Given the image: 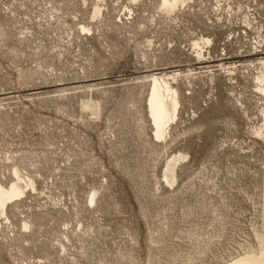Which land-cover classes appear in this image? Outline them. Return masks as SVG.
<instances>
[{
	"label": "rangeland",
	"instance_id": "374dc122",
	"mask_svg": "<svg viewBox=\"0 0 264 264\" xmlns=\"http://www.w3.org/2000/svg\"><path fill=\"white\" fill-rule=\"evenodd\" d=\"M135 1L0 0V182L34 181L0 264H226L264 241V0ZM151 74L177 77L161 138Z\"/></svg>",
	"mask_w": 264,
	"mask_h": 264
},
{
	"label": "bare ground",
	"instance_id": "6f19581e",
	"mask_svg": "<svg viewBox=\"0 0 264 264\" xmlns=\"http://www.w3.org/2000/svg\"><path fill=\"white\" fill-rule=\"evenodd\" d=\"M132 1V0H131ZM134 1V0H133ZM138 1V0H136ZM135 1V2H136ZM193 0H160V9L163 10L166 14L172 15L179 6H186L189 3H192ZM218 7L216 10H220L221 4L217 0ZM240 9V8H239ZM102 14V8L99 4H95L92 8L91 17L98 18ZM251 13L246 11L243 14V23L247 26V28L251 27L253 19H251ZM217 21L220 18L216 19ZM253 28V26L251 27ZM82 29L86 32L91 31L88 26H82ZM255 29H259L257 31L258 38L262 37L260 32L263 29V24L259 25ZM193 41V40H192ZM151 44V41H148ZM211 39L209 37L200 36L195 41H193V47L195 49L196 57L201 59L205 56V49L210 46ZM258 44H261L262 41H257ZM256 47H261L260 45H256ZM262 47H264L262 45ZM257 49V48H255ZM253 54H264V48L259 49L258 52L255 51ZM260 55V56H261ZM262 59V58H261ZM264 59V58H263ZM259 60V59H258ZM202 60L199 61L201 63ZM259 63V62H258ZM260 72L256 76V81L260 84V90L264 92V60H261ZM223 65V64H221ZM177 80L176 74H171L168 76L165 75H156L151 74L150 76V93L148 99V109L151 115V119L153 122L155 135L159 138L163 137L166 133L167 126L170 124V121L174 120L178 115V106H179V91L177 87H175V82ZM182 155H174L167 162L164 177L167 181H171L174 178V167L178 160L183 158ZM13 178L12 181L7 184L4 182H0V217L5 216L7 212V206L10 203H18L17 201L21 200V198L26 193L27 187H32L34 189V181L31 178L24 177L18 167H13ZM91 200H94V194L91 197ZM15 205V204H14ZM24 227L28 228V223L24 222ZM226 264H264V241H260L259 249L257 250H249L244 254L234 258Z\"/></svg>",
	"mask_w": 264,
	"mask_h": 264
}]
</instances>
